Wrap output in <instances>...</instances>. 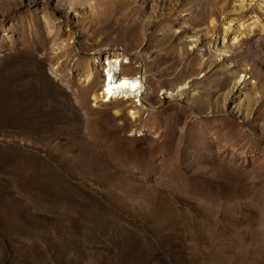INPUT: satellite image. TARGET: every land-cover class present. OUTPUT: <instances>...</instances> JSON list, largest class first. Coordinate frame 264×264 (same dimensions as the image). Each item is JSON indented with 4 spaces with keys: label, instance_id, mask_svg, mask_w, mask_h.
<instances>
[{
    "label": "rangeland",
    "instance_id": "rangeland-1",
    "mask_svg": "<svg viewBox=\"0 0 264 264\" xmlns=\"http://www.w3.org/2000/svg\"><path fill=\"white\" fill-rule=\"evenodd\" d=\"M0 264H264V0H0Z\"/></svg>",
    "mask_w": 264,
    "mask_h": 264
},
{
    "label": "bare ground",
    "instance_id": "bare-ground-1",
    "mask_svg": "<svg viewBox=\"0 0 264 264\" xmlns=\"http://www.w3.org/2000/svg\"><path fill=\"white\" fill-rule=\"evenodd\" d=\"M227 37L228 30H224V32L220 34L219 37L218 34L216 35V42H218V38L222 40V51L225 52L226 46L224 43ZM127 63H129L128 60L123 61L115 59L108 61L107 68L103 74L101 92L99 93L100 96L105 98V102H119L122 101L123 97L126 99L134 98L137 101H141V98L143 97V94L146 90V85L143 83L144 75H125L124 70L125 68L127 69ZM141 102L139 104H141Z\"/></svg>",
    "mask_w": 264,
    "mask_h": 264
}]
</instances>
